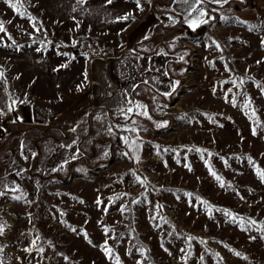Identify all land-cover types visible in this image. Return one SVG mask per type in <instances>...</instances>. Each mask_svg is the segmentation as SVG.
<instances>
[{
  "label": "rangeland",
  "instance_id": "374dc122",
  "mask_svg": "<svg viewBox=\"0 0 264 264\" xmlns=\"http://www.w3.org/2000/svg\"><path fill=\"white\" fill-rule=\"evenodd\" d=\"M158 2L164 20L154 15ZM168 2L141 0V11L135 0H24L21 18L0 0V97L25 103L34 91L44 95L50 79L74 97L44 107L51 126L17 124L2 134L4 264H115V257L120 264H264V182L256 172L264 171V0L212 3L220 18L197 40L183 32L188 6ZM125 15L127 21L118 19ZM146 26L152 39L133 46ZM113 51L158 54L154 67L170 75L171 95L130 87L140 68L122 56L102 67L111 85L95 82L89 93L83 58ZM114 59L120 65L112 77ZM137 104L151 119L125 120L121 109L135 112ZM6 105L0 98L3 120ZM142 122L149 126L140 130ZM122 137L136 139L134 151Z\"/></svg>",
  "mask_w": 264,
  "mask_h": 264
},
{
  "label": "crops",
  "instance_id": "0c3cea01",
  "mask_svg": "<svg viewBox=\"0 0 264 264\" xmlns=\"http://www.w3.org/2000/svg\"><path fill=\"white\" fill-rule=\"evenodd\" d=\"M177 2L178 0H175V2L173 0L172 6L174 9H177L176 8L178 6ZM148 27L149 26H146V28H144V30L141 31V34L138 35L137 38H134L133 46L136 45L138 41L144 40L146 36L148 37L149 34L152 33L151 32L152 30L148 31L149 30L147 29ZM128 40H129V37H128ZM121 56L129 58L131 61L133 60L137 62V64H134V65L140 68L139 72H137L138 76H137V73L133 75L134 79L130 81L129 83L130 87L135 86V84H143L145 85L144 87H147L148 90L158 95L159 93L166 94L169 91L168 86H169L170 75L169 76L166 75L165 69L162 68L160 70L158 68L155 69L154 67V64L156 62H159L158 54L157 55L154 54L151 58H149L145 55H130V54L121 55L119 54V52L113 51L112 55H110L109 57H105L103 59L95 58V57H87V56L86 58H83V62H85V64L89 68L88 74H87V80H88L87 86H88L89 93L95 88V87L93 88V85L95 84V82L97 84L100 83L105 86L111 85L106 78L107 76H105L104 73L101 71L102 67L108 62V59L115 58V57L117 58ZM148 59L149 61L147 64ZM114 60L115 61H113V63H110V66L108 68V73L112 77L115 75V72L118 71V68L120 65L119 60H116V59ZM127 62L130 63L129 61ZM61 69H63V67L60 68V70ZM48 82L50 86H47L46 83H45L46 85L41 86V91L44 90V95L39 94L38 92L34 91L32 95L35 97H33V99L27 100V102L25 103L16 102L15 104H13V102L9 101V99L3 96V93H2V97L0 98H2V100L6 99L8 102V106H9L7 107L6 105L5 107L6 117H4V120H3V117L0 115V126L3 131L17 124H27V125L33 124L35 127L42 126V125H44L45 127H48L53 124L52 123L53 120L46 117L42 113L44 107L51 108V106L54 105L53 103H55V101L58 100V98H60V100H63V101L66 100V102H68L70 99H73L74 97L71 96L70 88L63 86L57 80L50 79ZM65 88H67V90H65ZM56 89H58L59 91L64 90L63 91L64 94L57 93ZM113 90L115 91V88H113ZM51 91H52V94H51ZM73 92L74 91H72V93ZM54 94H55V97L52 96ZM110 105H106V107H110ZM9 108H10L11 118L9 117ZM13 111H14V114L16 115V118L14 117ZM47 112L48 113L51 112V109H49V111H47V109H44V113H47Z\"/></svg>",
  "mask_w": 264,
  "mask_h": 264
},
{
  "label": "snow or ice",
  "instance_id": "6c2138e0",
  "mask_svg": "<svg viewBox=\"0 0 264 264\" xmlns=\"http://www.w3.org/2000/svg\"><path fill=\"white\" fill-rule=\"evenodd\" d=\"M4 2L6 4H8V6L10 8H12L16 12L17 15H19L21 18H25L26 13L23 10L24 9V0H15V2H13V0H4ZM148 2L150 3L151 0H148ZM174 2H175V0H174ZM179 2L182 3L183 5H187L188 6L185 9L187 15H185L184 21H185V23L188 24V26L190 28L195 30L201 24H207L209 22L208 19H205V17H209L208 11L205 8L200 7V5L211 2V3H216V4L222 6L224 3H227V0H179ZM76 3L81 5V6H83L86 3V0H76ZM107 3H109V4L112 3V0H107ZM135 3H136L137 8L140 9L141 11H143V8H142V5H141V0H135ZM193 14H195V15H193ZM190 17H191V19H189ZM27 19L32 23V27L34 29H36L37 31H39V29L36 26L34 18L29 15V16H27ZM118 19L122 20V21H127L129 19V16L125 15L123 17H119ZM172 19L173 18L171 16H169V20H172ZM0 33H5L6 34V29L4 27V22L3 21H0ZM145 39H147V37H145ZM213 43L215 44V47L217 49L220 48V44L218 42L213 41ZM66 66L67 65H62V67H66ZM2 75H3V73H2V71H0V76H2ZM85 78H86V73H85ZM233 83H235V82H233ZM241 83H243V81H241ZM262 91H264V89H262ZM165 95H171V93H166ZM225 99L227 101V97ZM128 103L131 104L132 101H128ZM233 106L234 107L236 106L234 100H233ZM244 107L247 108L248 105L246 104V105H244ZM135 108H136L135 112H134L133 107H128L126 109V111H125V109H121V112L124 113L125 120L131 119V115L130 114L142 115V116H145V117L151 119V117L148 116L146 106L137 104V105H135ZM140 109H143V110L141 111ZM247 114L248 113H246V115ZM254 116H255V112L253 111L252 115L249 118L252 119ZM96 119L100 120L101 117L97 116ZM132 122L135 123L134 120ZM256 122L258 123V121H256ZM73 131H75V129H73ZM124 131L136 132V129L135 128H125ZM109 132H111V127L109 128ZM252 134L256 135V128H253ZM122 139H123L124 143L129 147L130 151H134L135 150V148L137 147L136 139H133L131 141H129L128 137H122ZM195 150L196 151H202L200 149H195ZM249 162L251 163V159L249 160ZM256 172H257L258 177L261 179V181L264 182V171H262L259 168H257ZM209 173H210V175H212L218 181V183L220 184L221 187H224L223 179L220 176H218L211 169V167H209ZM133 175L135 176V172H133ZM136 180H137V182L141 183V185H144L146 183V179L142 180L139 176H136ZM0 195H4V192L0 191ZM187 195L191 196L192 194L188 193ZM14 199H20V197H14ZM197 200H199L198 197H197ZM96 203L99 205V204L102 203V201L97 199ZM200 203L205 204L207 206V202H205V201H200ZM123 211H124V208H121V212H123ZM225 214L231 216V218L233 220L237 219V217L232 216V214L230 212L226 211ZM61 215H63V213H61ZM62 223H63V221H62ZM249 223L252 224V225H256L257 221L251 220V221H249ZM5 227L6 226L3 223H0V235L4 234ZM242 227H243V225H242ZM261 227L264 228V225H261ZM71 230L72 231H76L74 228L71 229ZM104 232H105V235L107 236V234L109 232V229L105 228ZM84 235H85V238H87V233H84ZM37 239H39V237H37ZM89 243H91V241H89ZM4 247L5 246H0V254L3 253ZM32 248H36V250L38 252H40V253H43V251H44L43 247H40V246L37 245L36 240L32 241ZM31 250H32L31 248L25 249V251H28L29 253L31 252ZM102 250L105 252V255L109 259H113V254H112V249L111 248L107 247V245L105 244L104 246H102ZM235 254L236 255H240L239 253H235ZM216 255H218V254H216ZM65 259H67V257H65ZM202 259H203V257H201V260ZM0 264H4V259H3L2 255H0ZM115 264H120L119 257H115Z\"/></svg>",
  "mask_w": 264,
  "mask_h": 264
},
{
  "label": "trees",
  "instance_id": "16d2710c",
  "mask_svg": "<svg viewBox=\"0 0 264 264\" xmlns=\"http://www.w3.org/2000/svg\"><path fill=\"white\" fill-rule=\"evenodd\" d=\"M172 2L173 0H169V2L166 4V6H169V5H172ZM227 3H224L223 5H225ZM222 5V6H223ZM163 6H165L164 4L162 3H156V4H153V9H159V11H156L154 10V15L155 17H157L159 20H164L166 19L165 17V11H163ZM200 7H203L205 8L208 13H209V17H207V19L209 20V22L207 24H201L199 27H197L195 30L187 27L186 25L183 26V32L186 33V35H188V38L189 40H197V39H200L201 37H204L205 35H208L210 32L209 30L211 29V26L213 25V23L217 20H219L220 16L219 14L215 11V6L211 3H205V4H202L200 5ZM239 4H235V8L236 9H239ZM152 33L149 34L148 36V40H151L152 36H151ZM164 45H167V43H164ZM13 114H14V111H13ZM14 117L16 118V115L14 114ZM142 126V127H141ZM149 125H146V123L142 122L140 123V125L138 126V128L140 130L144 129V128H147ZM4 131L2 130L1 126H0V139L3 138V134ZM128 133H130L128 131ZM3 134V135H2ZM131 134V133H130Z\"/></svg>",
  "mask_w": 264,
  "mask_h": 264
}]
</instances>
